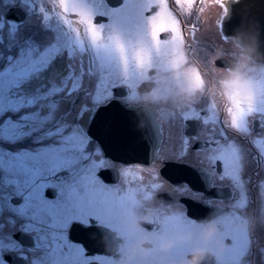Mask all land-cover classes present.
Returning <instances> with one entry per match:
<instances>
[{
    "label": "snow or ice",
    "instance_id": "snow-or-ice-1",
    "mask_svg": "<svg viewBox=\"0 0 264 264\" xmlns=\"http://www.w3.org/2000/svg\"><path fill=\"white\" fill-rule=\"evenodd\" d=\"M197 4L201 0H0V264H9L5 256L24 264H115L111 253L103 260L88 255L70 241L68 229L91 220L127 235L124 217L161 183L154 170L146 178L143 170L134 175L106 160L89 129L99 124L105 135L113 133L106 118L113 90H124L120 104L130 111L127 102L136 99L137 80L159 55L155 45L162 38L176 63L183 62L180 15L193 14ZM196 79L203 84L198 72ZM189 121L211 126L199 146L202 182L209 189L226 183L232 196L219 218L229 244L224 264H253L254 257L264 264V227L250 235L234 227L250 209L264 211V180L253 195L248 175L250 165L256 175L264 171V96L253 103L236 95L224 114L205 101L168 125ZM153 130L162 139L163 124ZM108 168L135 182L105 183L100 173ZM195 227L177 215L165 218L160 230Z\"/></svg>",
    "mask_w": 264,
    "mask_h": 264
},
{
    "label": "flooded vegetation",
    "instance_id": "flooded-vegetation-1",
    "mask_svg": "<svg viewBox=\"0 0 264 264\" xmlns=\"http://www.w3.org/2000/svg\"><path fill=\"white\" fill-rule=\"evenodd\" d=\"M236 1L238 0H222V2L221 0H201V4L205 6L203 12L199 11L201 4H197L193 14L180 15L185 37L183 62L176 63L177 58L166 47L167 39L162 38L155 45L159 55L153 56L144 74L138 78L134 89L136 99L128 103L135 107L150 109L155 114L157 123L163 124L158 157L150 165L119 162L106 157L105 154L104 158L115 164L117 168L133 169L134 175L139 170H143L140 174L145 175L146 178L154 170L159 177L158 182L161 183V187L153 192L150 199L141 200L132 216L124 217L122 223L127 235L119 230L108 228L98 221L73 222L68 229L69 239L83 245L88 255L103 260L108 253H111L115 264H121V248L125 242H134L148 234L154 243L151 245L153 254L147 259L146 264H181L200 246L198 237L204 225L214 221L218 227V234L212 248L219 255H210L203 264H224L222 258L229 244L228 239L223 237V227L219 218L223 209L231 203L232 196L229 195L226 183L217 181L216 187L209 189L197 172L198 168L204 166L201 162L203 153L199 146L210 134L211 126L198 125L196 122L189 121L169 127L168 123L191 106L205 101L208 107L214 105L215 110L221 114H224L225 109L232 105V98L236 94L226 95L220 88L221 82L234 67L243 62L246 56H250L249 49L238 43L232 31L226 26V20L229 19L232 10L231 4ZM109 2L117 4L119 0H109ZM45 6L50 8L49 5ZM19 17L18 13L17 18ZM99 19L98 17L97 20ZM38 22L35 18L32 21L33 24ZM193 26L196 28L195 33L191 31ZM165 36L170 38L169 34ZM246 71L249 72L253 82V103H255L264 96V63L251 57ZM197 72L203 80L202 87L190 98H181L178 95V89L184 83L185 77L190 76L197 81ZM123 92L121 88L114 89V99L124 101ZM173 133H176L175 136L179 139L176 142L171 140ZM185 139L189 141L188 145L181 143ZM183 148H187V155L182 157ZM168 163L180 165L181 180L172 182L164 175L162 170ZM256 172L257 169L250 165L248 175L253 195L257 185L264 180V171H261L259 175H256ZM100 178L110 185L123 181L135 182L133 177L118 176L117 171L112 168L103 170ZM46 195L51 198L54 193L49 190ZM177 215L192 219L197 227L174 228L167 234L163 233L160 228L165 218ZM234 227L250 235L264 227V211L257 208L250 209L241 216ZM189 233L192 234L191 240L181 239ZM21 239L26 245L31 244L29 238L21 237ZM161 239H172L176 241V244L168 253L161 254L158 252ZM4 258L9 261V264H24L19 257L5 256ZM133 264H139V261H134ZM253 264H257L255 257Z\"/></svg>",
    "mask_w": 264,
    "mask_h": 264
},
{
    "label": "water",
    "instance_id": "water-1",
    "mask_svg": "<svg viewBox=\"0 0 264 264\" xmlns=\"http://www.w3.org/2000/svg\"><path fill=\"white\" fill-rule=\"evenodd\" d=\"M231 8L226 20L227 29L232 31L238 43L249 49L253 59L264 63V0H238ZM120 101L112 100L106 112L113 133L105 135L99 124L93 125L89 133L101 143L106 157L124 163L150 165L157 159L162 141L156 138L153 130V125L157 124L155 114L128 102L130 111L124 110ZM141 123L143 128L138 127ZM162 172L172 182L181 180L180 165L168 163Z\"/></svg>",
    "mask_w": 264,
    "mask_h": 264
},
{
    "label": "clouds",
    "instance_id": "clouds-1",
    "mask_svg": "<svg viewBox=\"0 0 264 264\" xmlns=\"http://www.w3.org/2000/svg\"><path fill=\"white\" fill-rule=\"evenodd\" d=\"M251 61V56H246L240 65L234 67L221 82L220 88L226 95L236 94L241 100H251L253 102V82L248 69ZM202 87L190 76H186L184 83L178 89V95L181 98H190ZM138 127L143 128V123ZM245 227H248L246 221ZM218 227L214 221L207 222L201 230L198 240L200 246L197 247L190 258L185 259L181 264H203V261L210 255H219L215 253L212 244L216 240ZM182 240H191L192 234L181 237ZM154 241L152 237L145 234L140 239L134 242H125L122 246L121 264H133L134 261H139V264H146L147 259L153 254ZM176 244L172 239H161L158 245V252L161 254L168 253ZM222 251V249H221Z\"/></svg>",
    "mask_w": 264,
    "mask_h": 264
},
{
    "label": "rangeland",
    "instance_id": "rangeland-1",
    "mask_svg": "<svg viewBox=\"0 0 264 264\" xmlns=\"http://www.w3.org/2000/svg\"><path fill=\"white\" fill-rule=\"evenodd\" d=\"M176 133H173V137L171 138L172 142H176L178 141L179 139L175 136ZM174 150V149H173ZM170 155V154H169ZM172 155V154H171Z\"/></svg>",
    "mask_w": 264,
    "mask_h": 264
}]
</instances>
